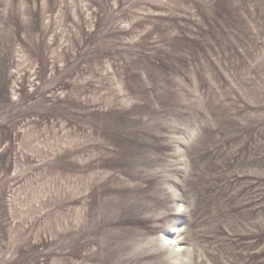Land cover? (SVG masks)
<instances>
[{
  "label": "rangeland",
  "instance_id": "rangeland-1",
  "mask_svg": "<svg viewBox=\"0 0 264 264\" xmlns=\"http://www.w3.org/2000/svg\"><path fill=\"white\" fill-rule=\"evenodd\" d=\"M0 264H264V0H0Z\"/></svg>",
  "mask_w": 264,
  "mask_h": 264
}]
</instances>
